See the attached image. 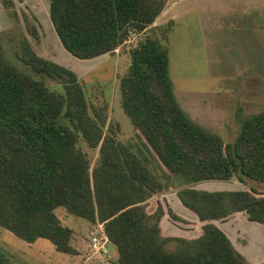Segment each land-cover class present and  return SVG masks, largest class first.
Masks as SVG:
<instances>
[{"label": "trees", "instance_id": "16d2710c", "mask_svg": "<svg viewBox=\"0 0 264 264\" xmlns=\"http://www.w3.org/2000/svg\"><path fill=\"white\" fill-rule=\"evenodd\" d=\"M7 9L14 0H1ZM53 28L64 49L80 60L115 54L132 33L144 34L164 10V0H48ZM29 33L37 38L34 26ZM165 36V35H164ZM130 73L121 81V104L164 172L190 183L237 178L250 191L180 190L182 204L203 223L194 239L164 237L162 183L111 134L107 110L90 107L77 74L40 56L27 38L21 61L36 75L62 84L63 93L8 61L0 41V226L32 244L51 242L75 256L74 231L55 211L102 224L118 264H250L213 221L242 213L264 226V114L245 122L233 143L190 122L173 92L168 49L147 36L130 50ZM100 150V163L78 146ZM178 223H188L169 210ZM176 242L175 250L167 245ZM0 264H12L0 253ZM264 264V263H263Z\"/></svg>", "mask_w": 264, "mask_h": 264}, {"label": "rangeland", "instance_id": "374dc122", "mask_svg": "<svg viewBox=\"0 0 264 264\" xmlns=\"http://www.w3.org/2000/svg\"><path fill=\"white\" fill-rule=\"evenodd\" d=\"M164 3L161 23L173 25L164 44L169 52L174 91L179 101H187L185 103L189 112L198 118L197 123L224 137L225 132L218 123L224 121L226 126L232 110L230 95L239 90L240 99L248 108L244 119L264 112V0H164ZM29 25L36 28L37 38L29 33ZM143 36L132 33L115 54L80 60L64 49L56 35L48 0H14L11 9H7L0 0V41L8 61L43 81L52 90L64 92L57 80L36 75L23 64L22 40L27 38L40 56L74 71L86 91L90 107H105L107 110L106 137L111 129V134L138 155L161 180L165 194L150 200L152 205L157 200L165 201L168 208L182 218H196L182 204L173 208L169 206L173 203L171 199L177 197L180 188L186 187L188 180L163 172L122 108L120 86L122 79L130 73V50L138 46ZM237 79H240V83ZM78 146L87 154L92 172L100 163L99 148L91 149L84 141H80ZM55 213L63 226L74 231L72 246L81 255L58 253L51 242L45 239L33 244L26 243L1 226L0 253L12 264H104L98 259L85 263L86 254L91 255L94 251L90 247L91 238L100 235L98 224L92 225L85 219L69 214L64 208L56 209ZM167 219L169 227L175 226L170 216ZM220 226L226 234H230L238 251H248L249 263L264 262L263 225L251 223L238 214L220 223ZM249 231L254 234L248 241ZM167 233L179 232L175 229V232L170 230ZM176 247L174 241L167 245L169 250H175ZM259 248L263 249L262 255L258 252ZM108 254L114 264H118L114 245H109Z\"/></svg>", "mask_w": 264, "mask_h": 264}, {"label": "crops", "instance_id": "0c3cea01", "mask_svg": "<svg viewBox=\"0 0 264 264\" xmlns=\"http://www.w3.org/2000/svg\"><path fill=\"white\" fill-rule=\"evenodd\" d=\"M165 9V8H164ZM164 12V10H163ZM163 12L161 13V15L156 19L155 23L150 26L147 31L142 34L144 35L143 37H147V36H151L153 38H157V39H160V41L164 44V42H166L167 40L166 37L168 35V33L172 30L173 28V25L171 24H162L161 21L163 20ZM173 18V17H172ZM165 35V36H164ZM159 37V38H158ZM169 54V52H168ZM169 68H170V60H169ZM170 77H171V74H170ZM237 81L240 83V79H237ZM171 82H172V92H173V96L177 102V104L179 105L180 109L182 110L183 114L185 115V117L190 121L192 122L194 125L198 126L199 128H201L202 130L206 131L207 133L209 134H212L218 138H220L224 144H229V143H233L234 140L238 137V135L240 134V131L243 127V125L245 124V122H247L248 120H250L251 118L255 117V116H258V115H261V114H264V112L262 113H259V114H255L253 116H251L250 118L248 119H244V117L247 115V110L248 108H246V106L242 103L241 99H240V90L235 93L232 92V94L230 95V108L232 109L231 110V115L230 117L226 120V126H225V123L223 121H219L218 124H221L220 125V128L223 130V132H225L224 134V137L218 135V134H215L207 129H205L203 126H201L200 124L197 123L198 121V118L196 116H193L190 112H189V107L187 105V101H179L176 94H175V91H174V83L172 81V77H171ZM181 96V95H180ZM226 98V97H224ZM218 106L220 107V104H218ZM232 106V107H231ZM225 109V108H224ZM244 119V120H242ZM217 124V122H216ZM218 124L216 126H218ZM226 131L228 132L226 134ZM137 134V133H136ZM143 142V141H142ZM144 143V142H143ZM145 145V144H144ZM146 147V146H145ZM147 149V148H146ZM148 150V149H147ZM149 151V150H148ZM150 153V152H149ZM152 155V154H151ZM138 156V155H137ZM153 156V155H152ZM154 157V156H153ZM140 158V157H139ZM141 160V158H140ZM156 160V159H155ZM142 161V160H141ZM157 161V160H156ZM158 162V161H157ZM143 163V162H142ZM144 164V163H143ZM159 164V163H158ZM145 165V164H144ZM146 166V165H145ZM160 166V165H159ZM147 167V166H146ZM161 167V166H160ZM147 169L152 173L154 174L148 167ZM162 169V167H161ZM163 170V169H162ZM164 172V170H163ZM165 173V172H164ZM166 174V173H165ZM155 175V174H154ZM168 175V174H166ZM156 176V175H155ZM168 176H172V175H168ZM181 176V175H179ZM157 177V176H156ZM158 178V177H157ZM159 179V178H158ZM159 181L161 182V180L159 179ZM204 186V187H203ZM241 186V187H240ZM187 188H191V189H194V190H198V191H204V192H226V191H250V188L248 185H244L242 184L237 178H233L231 181H227V182H224V181H207V182H201V183H190L189 181L187 182V185L186 187H183V188H180V190H183V189H187ZM179 190V191H180ZM178 191V193H179ZM261 193H263L264 195V187L260 188ZM178 193H177V197L176 198H173L171 199L172 200V204L169 205L171 206V208L175 207V205H178V204H182L180 198L178 197ZM165 194V193H163ZM164 206H165V209H166V215L164 216L162 222H161V228L163 230V235L164 237H172V236H177V237H182V238H185V239H194V238H197L199 237L201 234H202V230H201V227L203 226V223L200 222V220L198 219V217L196 216L195 217H192L191 219H184L182 218L181 216L177 215L173 209H172V212L177 216L179 217L180 219L186 221L188 224L187 225H183L181 223H178V222H175L171 217V219L173 220V223L175 224V226H171L169 227L168 226V219H167V216H170L169 215V209L168 206H167V203L165 201H162ZM183 205V204H182ZM184 206V205H183ZM185 207V206H184ZM186 208V207H185ZM187 210H189L188 208H186ZM171 210V209H170ZM190 211V210H189ZM192 212V211H191ZM193 213V212H192ZM190 214V213H189ZM241 216H244L242 213H239ZM238 215V214H237ZM192 216V215H190ZM245 217V216H244ZM235 218V217H234ZM227 220L225 221H213V223L218 226L221 230H222V227L220 226V223H224L226 222ZM183 225V226H181ZM98 227L100 229V235L99 236H104V230H103V225L101 224H98ZM175 229H177V231L179 232L178 234L177 233H172V234H175V235H172V234H169L167 235L169 232L170 233V230H173V232H175ZM254 231H257V229H253ZM166 231V232H165ZM224 232V230H222ZM242 231V230H240ZM244 231V229H243ZM248 233V236H247V240L248 239H252L253 237V234L254 232L253 231H249L247 232ZM75 235V234H74ZM227 236L230 238V240L232 241V243L234 244L233 242V239L232 237L230 236V234L227 233ZM74 239H75V236L72 240V243L74 242ZM249 241V240H248ZM37 242V241H36ZM246 242V241H245ZM33 244V243H32ZM111 243L107 242L106 244V251H102V252H91V255H88L86 254V257L85 258V263L89 260H92V259H98V260H101V262H103L104 264H114L115 262H113V259H110L109 257V254H108V247ZM112 245V244H111ZM90 247H91V242H90ZM75 248V247H74ZM237 248V247H236ZM92 249V248H91ZM116 249V247H115ZM238 249V248H237ZM77 250V249H76ZM78 251V250H77ZM117 251V250H116ZM263 251L262 248H259L258 249V252L261 254V252ZM245 258L246 260L248 261V258L247 256L249 257L248 255V251L245 250V249H240L239 251ZM59 253V252H58ZM263 253V252H262ZM78 255H81L80 252L78 251V254L75 255V256H78ZM262 255V254H261ZM69 256V255H68ZM117 262H118V257H117ZM249 262V261H248ZM264 263V262H263ZM262 263V264H263ZM251 264V263H250Z\"/></svg>", "mask_w": 264, "mask_h": 264}, {"label": "built area", "instance_id": "2783aa9c", "mask_svg": "<svg viewBox=\"0 0 264 264\" xmlns=\"http://www.w3.org/2000/svg\"><path fill=\"white\" fill-rule=\"evenodd\" d=\"M108 242V238L104 236H93L91 238V248L95 252L106 251V244Z\"/></svg>", "mask_w": 264, "mask_h": 264}]
</instances>
